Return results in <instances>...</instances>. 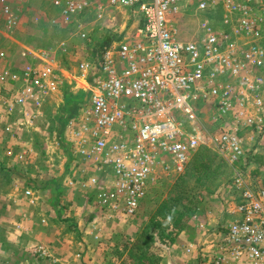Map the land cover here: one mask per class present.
Wrapping results in <instances>:
<instances>
[{"label":"built area","instance_id":"obj_1","mask_svg":"<svg viewBox=\"0 0 264 264\" xmlns=\"http://www.w3.org/2000/svg\"><path fill=\"white\" fill-rule=\"evenodd\" d=\"M49 1L89 53L68 77L54 46L18 43L13 61L1 48L0 124L5 131L36 129L61 88H77L64 139L91 173L67 184L94 191L108 221L120 215L133 220L160 175H181L198 150L213 152L234 167L220 191L229 200L215 229L185 247L186 264H264V182L252 179L247 167L259 147L250 152L243 133L256 134L258 144L264 139V46L259 42L264 31L244 14L232 26L235 0H218L231 12L221 29L204 19L200 35L191 39L182 37L173 22L185 0ZM209 5L198 0L197 7L203 11ZM118 14L123 25L116 36L110 23ZM20 21L13 0H0V32ZM61 46L67 52V43ZM204 105L214 109L215 131L204 126ZM33 193L25 191L35 202ZM172 230L166 229V237L154 235L152 242L161 250L171 248Z\"/></svg>","mask_w":264,"mask_h":264},{"label":"rangeland","instance_id":"obj_2","mask_svg":"<svg viewBox=\"0 0 264 264\" xmlns=\"http://www.w3.org/2000/svg\"><path fill=\"white\" fill-rule=\"evenodd\" d=\"M209 1L208 9L201 11L197 7L198 0H185L187 2L185 7L182 8L180 14L173 17V22L182 37L197 38L200 35V24L204 19L210 20L217 29H221L224 15L231 12L218 0ZM235 2L238 6V14L232 13V26L237 25L240 14H244L253 19L257 30L263 32L264 0H235ZM13 6L18 8L21 21L16 28L11 30L2 27L0 49H5L10 60L13 61L19 55L20 46L18 43L34 48L54 46L57 49L56 58L59 61V66L66 70V76L75 75L80 58L89 53L90 48L86 42L83 44L74 28L62 25L60 11L49 0H30L26 4H19L13 0ZM110 24L114 25L115 34L118 36L123 25L122 16L115 15ZM228 29L230 28L228 27ZM261 36L259 42L264 46V32ZM64 42L67 43V52H63L61 46ZM262 69L264 75V67ZM61 89V92H58L54 96L55 98L46 104L44 117L38 121L36 129L13 135L6 132L4 126L0 124V264H49L50 262L61 264L58 254L54 253L53 246L48 240H45L44 233H36L34 226L29 223L36 212L40 213V218H42V213H47V199L53 200L47 214H50L51 210L52 218L72 221L74 220V209L69 207L71 200L76 199L78 193L84 198L91 195L89 203H93L94 212L98 213L101 220L98 230L102 232L105 229L103 223L108 222L102 216V208L97 202L98 199L94 191L81 189L74 193H66V188H80L78 183L73 186L68 185V179L86 178L91 170L87 169V162L81 156L73 155L74 149L64 139V122L72 107L75 106L79 91L71 85H65ZM200 108L204 126L210 131H215V124L212 120L214 109L205 105ZM243 133L246 135L247 147L250 152L256 146L259 147V151L247 163L253 176L252 179L257 178L264 182V139L258 144L259 140L256 134H252L249 129L244 130ZM209 154L208 158L212 159L210 174L202 176L200 180V175L191 160L183 174H162L158 177L148 196L143 200L138 214L131 220L132 222L121 215L115 216L110 221L122 218L135 230L137 228L135 232L139 233L147 227L144 229L146 231L148 227L150 228L151 216L157 211L159 205L167 200H172L173 204L180 209L185 205L191 207L187 211L190 217L186 224L198 214L202 217V219L200 218L202 222L208 221L210 216L212 217V213L220 212L217 209V205L220 203L218 200L222 203L224 200H229V196H225L226 193L221 196L220 191L232 174L231 167L226 161L220 159L213 152H209ZM80 165H84L81 171L82 175L76 178L71 173L72 171L75 173ZM17 180L20 192L13 187V183ZM48 181H52L53 185L51 186ZM27 189L34 192L35 202L25 195ZM16 198H18V202H15ZM222 211L224 209H221ZM84 212L86 215L90 214V210ZM42 224L44 226L49 224L47 217H45V221L42 220ZM73 225L74 223H70L72 230L77 231ZM48 227L50 228L51 225ZM118 232H114L110 240L114 236H122L129 245L131 243L129 249L135 248L134 235ZM165 232L164 237L167 234ZM29 237L36 238L37 241L30 242ZM99 241L101 239L96 238V246H101V248L105 246V241L98 245ZM153 244L151 242L150 247ZM72 245L75 244L72 243ZM136 250H133L134 264H140L138 257L142 255L145 256L146 264H158L161 258L156 252L149 253L148 250L146 253L149 254L144 255V248L142 250L138 246Z\"/></svg>","mask_w":264,"mask_h":264},{"label":"crops","instance_id":"obj_3","mask_svg":"<svg viewBox=\"0 0 264 264\" xmlns=\"http://www.w3.org/2000/svg\"><path fill=\"white\" fill-rule=\"evenodd\" d=\"M231 167V173L234 169L233 166L229 165ZM84 168V165H80L78 170L74 173L72 171V175L76 178L82 175V170ZM80 169V170H79ZM230 169V168H229ZM48 175V174H45ZM51 186L53 185L52 181H48ZM13 187L16 191H21L19 189V182L13 183ZM66 187V186H65ZM64 187V189H65ZM66 193H71L75 191H80L81 188L76 187L73 188H66ZM39 192V191H38ZM84 193V192H83ZM23 194V190H22ZM24 195V194H23ZM88 196V197H87ZM86 198H84L80 193L77 194L76 199L73 201L71 200L70 208L74 209V220L72 221H63L60 219H54L51 217L52 211L50 210V214L48 213V208L50 207V204H52L53 200L47 199L46 200V206H47V213H42V218H40V213L36 212L34 218L29 223L34 226L35 232L41 234L44 233L45 240L49 241L51 245L53 246L54 253L58 254L59 261L61 264H129L133 263V256L135 255L133 253V250H136V247L138 246V236L140 233L144 231L145 227L141 232L137 233V231L134 229V227L121 220L117 221H108L103 223V228H105L102 232L98 230L99 222L101 221L98 213L96 214L94 211V205L93 203H89V200L91 198V195H87ZM24 197V196H23ZM26 198V197H25ZM18 198L15 199V202H18ZM220 203L217 205V209L225 210L224 201L223 203L218 200ZM86 203V204H85ZM44 207V206H43ZM42 207V209H43ZM89 212L90 214L86 215L84 211ZM215 212V214L212 213V217L210 216L209 220L206 222H202L200 218V214L196 215L194 219H191L188 224L184 227L183 230H181L175 237L174 244L169 249L161 250L158 248L157 244H153L152 247H148V251L156 252L158 255H160V259L158 264H186V256L184 253L185 247L194 242H201L203 239H205L208 235L209 230H214L216 225H218L219 221H222V215L224 211ZM73 213V212H71ZM48 215L50 217L48 218ZM45 217H47L48 225H51L49 228L48 225L44 226L42 224V220L45 221ZM55 217V216H53ZM99 218V219H98ZM31 219V218H30ZM127 221V220H126ZM130 222H132L130 220ZM70 223H74L73 228H77L76 230H72V227H70ZM205 224L204 228L200 227V224ZM66 225V226H65ZM102 228V229H103ZM79 229V230H78ZM115 229V230H114ZM149 229V227H148ZM121 233L125 232L129 234L130 236L134 235V246L135 248H130V245L124 241V238L122 236H114L112 240H110L111 235L114 232ZM136 233V234H135ZM210 233V232H209ZM150 234L157 235L156 230H151ZM153 235V236H154ZM96 238L101 239V241L98 242V245L102 244V241H105L106 244L101 248L96 246L95 240ZM133 239V238H132ZM30 242L33 240L37 241L36 238L29 237ZM132 241V240H131ZM65 242V243H64ZM74 243L75 245H72ZM150 248V249H149ZM108 249V250H106ZM144 251L145 254L148 251ZM137 251V250H136ZM124 253V254H123ZM49 264H55L54 262H50ZM134 264V263H133Z\"/></svg>","mask_w":264,"mask_h":264},{"label":"trees","instance_id":"obj_4","mask_svg":"<svg viewBox=\"0 0 264 264\" xmlns=\"http://www.w3.org/2000/svg\"><path fill=\"white\" fill-rule=\"evenodd\" d=\"M210 151L205 149L198 150L193 156V164L195 170L198 172L199 179H202V176L210 174L211 160L208 158L210 156ZM191 209L190 206H183L180 209L177 205L173 204L172 200H167L162 202L157 211L150 218V228L146 231H143L138 236V248L143 251L147 250L153 241L154 236L150 234L151 229L157 231V235L162 237L164 235L165 229L173 227V230L170 231V235L178 234L181 230L184 229L186 223L189 219V214L187 211ZM175 235L173 236V238ZM141 244V245H140ZM140 264H146L145 256H139ZM150 264V263H149ZM154 264V263H153Z\"/></svg>","mask_w":264,"mask_h":264}]
</instances>
